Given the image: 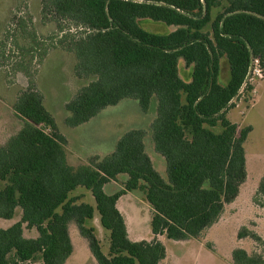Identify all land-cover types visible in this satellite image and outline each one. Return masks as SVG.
Returning <instances> with one entry per match:
<instances>
[{
	"label": "trees",
	"instance_id": "trees-1",
	"mask_svg": "<svg viewBox=\"0 0 264 264\" xmlns=\"http://www.w3.org/2000/svg\"><path fill=\"white\" fill-rule=\"evenodd\" d=\"M222 1L44 0L46 13L78 30L59 26L61 37L40 54L37 32H27L21 21L22 36L12 37L28 42L17 53L14 69L29 85L12 104L24 127L0 148V218L13 219L18 209L22 215L0 229V264H66L73 253L71 222L98 264H160L167 251L158 236L199 239L220 219L247 178L244 143L252 131L251 126L239 129L227 114L253 59L264 62V0H226L214 18ZM148 20L173 29L150 30ZM57 48L76 55L79 78H94L66 105L67 125L85 124L124 99L137 100L143 112L156 100L153 139L166 161L168 181L145 153V133L136 129L98 164L69 165L66 140L45 109L37 83L45 58ZM223 57L229 66L226 85L219 83ZM180 59L193 67L189 82L179 75ZM120 175L128 177L124 187L107 194L105 186ZM79 188L91 192L95 205L72 196ZM136 191L143 192L154 212L152 241L131 240L117 207L123 195ZM257 196L264 198V176ZM96 214L110 233L109 256L96 228L87 226ZM25 224L38 232L36 238L25 237ZM246 236L247 231L238 234ZM232 256L234 264H264L261 256L241 248Z\"/></svg>",
	"mask_w": 264,
	"mask_h": 264
},
{
	"label": "rangeland",
	"instance_id": "rangeland-1",
	"mask_svg": "<svg viewBox=\"0 0 264 264\" xmlns=\"http://www.w3.org/2000/svg\"><path fill=\"white\" fill-rule=\"evenodd\" d=\"M43 1L0 0V148L5 146L24 127V122L12 108V104L17 100L19 92L22 89H26L29 85L25 74L17 73L14 69L16 59H20L17 53L22 51V47L28 42L24 38L18 41L13 40L12 35L14 34L22 36L19 34L21 32L19 24L24 20L27 32L33 30L37 32L38 54L43 49L50 47L57 35L61 37L59 26H62L65 31L69 30V28H72V32L78 30L70 27V23L67 21L57 20L54 15L46 13L43 9ZM226 6L227 2L223 0L222 6L213 11V17L215 18L218 12H222ZM29 20H31V23H29ZM147 23L153 25L148 27L150 30L160 33L173 29L150 20ZM206 30H211L210 25ZM57 50L60 51L62 49H52L47 57L51 56V54H56ZM62 54L65 55L66 59L59 58L58 61L54 62L48 58V63L45 64L44 62L42 64L39 69L37 83L40 92L45 95L47 109L49 111L53 110L52 116L58 123L60 131L63 132L70 130L69 125L66 123L68 113L65 110L64 103H69L80 89L88 85L94 78H79L75 72L77 65L76 55L68 51L62 52ZM38 60L37 57L33 63L34 69L39 65ZM259 60L260 64L257 67L253 59L248 79L240 95L234 100L233 106L228 111L229 119L237 124L239 129L248 126L252 127V131L244 143L247 178L240 187L238 198L225 207L220 219L197 240H188L181 243L169 240L166 236H161L160 240L164 243L168 252L166 259L161 264H234L232 253L237 248H243L249 255H258L264 259V198L257 196L260 181L264 176V82L258 88L259 93L256 105L250 109L256 99L255 93L251 89L256 84L257 88L258 83L264 81V62L261 59ZM58 63L60 64L59 67L57 66ZM258 68L261 73L256 71ZM192 71L193 67L191 65L187 64L183 59L179 60L178 72L181 78L189 82L192 77ZM228 78L229 66L227 57H223L221 59L219 83L226 85ZM237 106H239L238 109ZM104 114L106 115H101L102 117L98 119L99 123H96L94 127L90 125L87 129H82L81 137L91 138L92 140H104L107 135L104 132L105 128L103 130L101 127V122L117 125L120 133L134 129L142 130L145 133L146 155L163 179L168 181L166 161L155 150L153 139V125L157 117L156 100H153L148 112L141 110L137 100L124 99L116 106L106 108ZM46 131L50 132L48 129ZM68 137L69 140L64 138L66 140L65 149L73 158L79 157L85 159L88 164H98L108 156H105L106 152L104 150L88 153L87 148L89 146L87 144L80 147V145L73 143L70 134ZM108 141L112 140L108 139ZM100 153L102 156L99 155ZM126 179L127 176H119L117 180L105 186V192L110 195L121 190ZM72 196H82L79 203L86 202L95 205L91 192L84 188H79ZM258 201L261 203H258ZM120 208L125 221L128 223L127 228L131 240H135V237L131 234L139 235V241H152L154 239L151 229V220L154 212L143 192L136 191L128 194L123 198ZM21 215L22 211L19 209L14 220L0 218V229L9 228L20 220ZM87 226L96 228L95 234L100 241L103 252L109 256L110 233L101 226L98 214L87 223ZM246 231L249 236L238 237L239 232ZM69 233L73 243V253L66 264H98L91 253L88 240L80 234L75 222L69 224ZM24 235L27 238H33L38 236V232L35 229H28L25 224ZM186 250L195 251L194 257L184 255ZM204 251H209L212 256L208 258L203 256Z\"/></svg>",
	"mask_w": 264,
	"mask_h": 264
},
{
	"label": "crops",
	"instance_id": "crops-1",
	"mask_svg": "<svg viewBox=\"0 0 264 264\" xmlns=\"http://www.w3.org/2000/svg\"><path fill=\"white\" fill-rule=\"evenodd\" d=\"M61 52V53H60ZM62 52H65V51H63V50H60V51H58L57 50V53L56 54H51V56H49V57H47L46 59H45V64L46 63H48L47 61V59L49 58L50 59V61H58L59 60V58L60 59H66V57H64L65 55L64 54H62ZM59 63L57 64V66L59 67ZM258 82H260V81H258ZM264 81H261L260 83H258L259 85L257 86V88H256V85H255V87H253V93H255V97H256V99H255V103H253V105L250 107V109L251 108H253L255 105H256V103H257V98H258V93H259V87L262 85V83H263ZM42 95H43V103H44V107H45V109L51 114V116H52V109H51V111H49L48 109H47V106H46V103H45V95H44V93L42 92ZM126 100V99H125ZM68 104V102L66 103H64V107H65V110H66V112L68 113V118L71 116V113L66 109V105ZM108 108V107H107ZM239 108V106H237V109ZM249 109V110H250ZM105 110V109H104ZM104 110L103 111H101L97 116H95L94 118H92L89 122H87V123H85V124H82V125H80V126H77V127H71V126H69L70 127V130H65V131H60V129H59V126H58V123L56 122V120H55V122H56V124H57V127H58V129H59V132H60V134L65 138V139H67V140H69V134H70V136L72 137V139H73V143L74 144H76V145H80V147L81 146H83V145H85V144H87V146H89L87 149H88V153H93V152H95L96 153V151L97 150H104L105 152H106V155L105 156H109V155H111L115 150L114 149H116V145H117V143H118V141L120 140V138L125 134V133H127V131H125L124 133H120L119 132V128H118V126L117 125H114L113 123H111V124H106V122H101V124H102V129L104 130V128H105V130H104V132H105V134L107 135L106 136V138H104V140H102V139H99V140H92L91 138H82L81 137V133L83 132V130L84 129H87V127H89L90 125L92 126V127H94V125L96 124V123H99V120L98 119H100V117H102L101 115H106V114H104ZM112 114V113H111ZM108 115V114H107ZM228 116V118H229V114L227 115ZM53 117V116H52ZM107 123H109V122H107ZM105 125V126H104ZM85 126V127H84ZM83 129V130H82ZM69 131H71V132H69ZM67 132L69 133L68 135H67ZM129 132V131H128ZM95 135L97 136V134L95 133ZM108 139H111L112 141H108ZM110 142H112V143H110ZM65 151H66V149H65ZM78 152V151H77ZM79 153V152H78ZM66 154H67V161H68V163H69V165H71L73 168H78V167H80V166H86V165H89L88 163H87V161L85 160V159H83V158H73V156L71 155V154H69V153H67L66 152ZM99 155H101L102 156V154L100 153ZM246 163H247V160H246ZM121 176V175H120ZM123 176H127V175H123ZM119 177V176H118ZM128 178V177H127ZM126 181H127V179H126ZM107 186V185H106ZM133 193V192H132ZM114 194V193H113ZM128 194H131V192H128V193H126L125 195H123L119 200H118V202H117V207H118V209L121 211V206H122V201H123V198L124 197H126ZM111 195V194H110ZM238 198V197H237ZM89 204H91V205H93L92 203H89ZM19 210V209H18ZM17 210V211H18ZM20 211H21V209H20ZM16 217V216H15ZM14 217V218H15ZM14 218L13 219H10V220H14ZM16 223V222H15ZM14 223V224H15ZM128 223L126 222V225H127ZM12 226V225H11ZM128 233H129V231H128ZM153 234V233H152ZM131 235H133L134 237H135V240H133V241H139V239H138V237H139V235H137V234H131ZM160 237L161 236H158V239L160 240ZM33 238H36V237H33ZM153 238H154V235H153ZM170 240V239H169ZM189 240H197V239H189ZM148 241V240H147ZM174 241V240H173ZM185 241H188V240H183V241H177V242H181V243H183V242H185ZM164 244V243H163ZM237 249H239V248H237ZM241 249H243V248H241ZM245 250V249H244ZM166 251H167V248H166ZM167 255H168V252H166V257H167ZM184 255H186V256H192V257H194V255H195V251H190V250H186L185 251V253H184ZM203 256H205V257H211L212 255L209 253V251H204L203 252ZM232 258H233V256H232ZM166 259V258H165ZM164 259V260H165ZM163 260V261H164ZM162 263V262H161ZM160 263V264H161Z\"/></svg>",
	"mask_w": 264,
	"mask_h": 264
},
{
	"label": "built area",
	"instance_id": "built-area-1",
	"mask_svg": "<svg viewBox=\"0 0 264 264\" xmlns=\"http://www.w3.org/2000/svg\"><path fill=\"white\" fill-rule=\"evenodd\" d=\"M254 63L257 65V67H259L260 60H259L258 58H256V59H254ZM256 71H257L258 73H261V70H260L259 68L256 69ZM260 76H262V75L260 74Z\"/></svg>",
	"mask_w": 264,
	"mask_h": 264
}]
</instances>
